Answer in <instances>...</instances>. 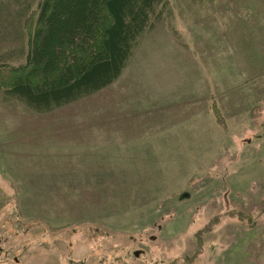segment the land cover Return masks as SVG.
Masks as SVG:
<instances>
[{"label": "rangeland", "instance_id": "374dc122", "mask_svg": "<svg viewBox=\"0 0 264 264\" xmlns=\"http://www.w3.org/2000/svg\"><path fill=\"white\" fill-rule=\"evenodd\" d=\"M1 26L14 66L23 40ZM0 248V264H264V0H167L111 85L50 112L0 92Z\"/></svg>", "mask_w": 264, "mask_h": 264}, {"label": "trees", "instance_id": "16d2710c", "mask_svg": "<svg viewBox=\"0 0 264 264\" xmlns=\"http://www.w3.org/2000/svg\"><path fill=\"white\" fill-rule=\"evenodd\" d=\"M166 2L0 0L1 28L23 40L3 55L18 60L0 65V78L9 81L0 92L40 114L103 90L120 76L141 35L161 20Z\"/></svg>", "mask_w": 264, "mask_h": 264}, {"label": "flooded vegetation", "instance_id": "af4514ba", "mask_svg": "<svg viewBox=\"0 0 264 264\" xmlns=\"http://www.w3.org/2000/svg\"><path fill=\"white\" fill-rule=\"evenodd\" d=\"M0 251L2 252L3 250L0 248ZM135 253H137V252H134V255L136 256ZM5 254H6V255H9L8 252H6ZM12 261H13L14 264H17V259H16V258H13ZM26 263H27V262H26ZM38 263H39L38 261L35 262V264H38Z\"/></svg>", "mask_w": 264, "mask_h": 264}, {"label": "crops", "instance_id": "0c3cea01", "mask_svg": "<svg viewBox=\"0 0 264 264\" xmlns=\"http://www.w3.org/2000/svg\"><path fill=\"white\" fill-rule=\"evenodd\" d=\"M122 137L118 136V139H121Z\"/></svg>", "mask_w": 264, "mask_h": 264}, {"label": "water", "instance_id": "95a60500", "mask_svg": "<svg viewBox=\"0 0 264 264\" xmlns=\"http://www.w3.org/2000/svg\"><path fill=\"white\" fill-rule=\"evenodd\" d=\"M137 255V253H135Z\"/></svg>", "mask_w": 264, "mask_h": 264}]
</instances>
